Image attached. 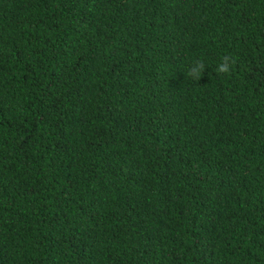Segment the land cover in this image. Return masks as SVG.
Instances as JSON below:
<instances>
[{"label":"trees","instance_id":"trees-1","mask_svg":"<svg viewBox=\"0 0 264 264\" xmlns=\"http://www.w3.org/2000/svg\"><path fill=\"white\" fill-rule=\"evenodd\" d=\"M0 264H264V0H0Z\"/></svg>","mask_w":264,"mask_h":264},{"label":"clouds","instance_id":"clouds-1","mask_svg":"<svg viewBox=\"0 0 264 264\" xmlns=\"http://www.w3.org/2000/svg\"><path fill=\"white\" fill-rule=\"evenodd\" d=\"M235 64L236 60L233 56L224 55L220 58V62L216 65L214 72L216 73V75H230ZM205 69V64L202 61L197 60L188 67L185 74L186 77H190L194 81L198 82Z\"/></svg>","mask_w":264,"mask_h":264}]
</instances>
